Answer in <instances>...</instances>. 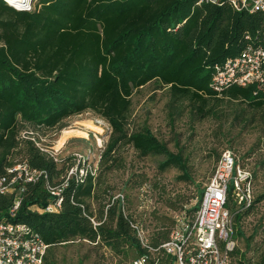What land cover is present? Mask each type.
Wrapping results in <instances>:
<instances>
[{"label":"trees","instance_id":"16d2710c","mask_svg":"<svg viewBox=\"0 0 264 264\" xmlns=\"http://www.w3.org/2000/svg\"><path fill=\"white\" fill-rule=\"evenodd\" d=\"M198 1L39 0L32 11L20 12L0 0V179L15 164L47 175L35 183L16 180L13 188L23 190L13 218L9 210L14 197L0 195V221L26 224L38 233L50 246L44 264H53L49 257L54 247L74 242L100 245L122 258L130 250L137 257L150 254L130 226L135 220L127 202L124 215L104 180L106 173L122 169L118 157L124 148L141 159L162 158L159 172L174 169L180 181L193 184L186 158L170 152L147 127L129 129L135 92L155 83L167 90L170 108L188 102L202 117L212 113L205 109L207 102L220 98L264 111V92L256 85L231 86L220 94L211 88L214 67L260 39L264 15L236 12L227 0L217 5ZM86 112L110 127L105 149L92 168L69 156L55 160L37 146L66 128V120ZM76 164L86 170L82 183H77L76 173L68 177ZM45 181L62 188L58 214L32 210L55 200ZM146 181L144 175L131 177L136 187ZM231 191L225 208L233 215L235 236L249 249L258 232L246 236L244 222L264 195L240 210ZM202 195L198 187L189 215L198 209ZM178 203L166 206L181 211L184 206ZM91 219L99 225L93 226ZM151 219L155 226L147 241L155 250L168 241L174 220L155 212ZM230 264H264V251L254 259L236 248Z\"/></svg>","mask_w":264,"mask_h":264},{"label":"rangeland","instance_id":"374dc122","mask_svg":"<svg viewBox=\"0 0 264 264\" xmlns=\"http://www.w3.org/2000/svg\"><path fill=\"white\" fill-rule=\"evenodd\" d=\"M38 2L33 0L29 11ZM131 100L129 129L147 127L170 152L181 154L186 158L193 180V184L180 181V174L174 169L159 172L157 166L162 158L141 159L131 148L122 150L118 157L122 169L106 173L104 180L111 190L110 195L121 193L127 198L128 212L143 227L146 237L155 226L151 219L154 212L171 219L179 212L169 210L167 202L179 201L178 204L187 209L195 205L197 188H204L224 150H230L240 162L249 164L253 171L254 199L264 195V111L251 110L241 102L220 98L207 102L205 109L212 113L202 117L188 102L170 108L167 90L155 83L135 92ZM94 126L99 130H94ZM109 134L110 127L104 120L86 112L66 120V128L43 138L40 147L49 154L60 148L54 153L57 159L83 157L87 167L92 168L104 151ZM135 174L144 175L146 183L136 187L131 182ZM261 227H264V200L244 222L246 236L258 232L249 249L244 240L235 236L238 251L246 252L248 258L256 259L264 251ZM50 253L49 260L53 264H129L137 257L134 250L122 258L105 247L86 242L56 246Z\"/></svg>","mask_w":264,"mask_h":264},{"label":"built area","instance_id":"2783aa9c","mask_svg":"<svg viewBox=\"0 0 264 264\" xmlns=\"http://www.w3.org/2000/svg\"><path fill=\"white\" fill-rule=\"evenodd\" d=\"M220 1L199 0L197 4L217 5ZM227 2L236 12L264 15V0ZM251 85L258 86L264 92V32L256 43L246 46L238 56L227 58L222 64L214 67L211 88L219 94L227 87ZM40 144L37 146L45 152ZM59 150L60 148L56 149L54 153ZM45 153L59 160L54 153ZM74 160L83 164L82 166L87 161L80 156ZM78 165L69 170L68 177L76 173L77 183H82L86 170L78 168ZM7 174L8 177L0 179V195L14 197L12 208L9 210V215L13 218L20 206L19 194L23 190L16 191L13 188L16 180L23 184L35 183L41 177L46 180L47 175L46 172L32 170L27 164H15L7 170ZM65 186L67 182L63 184V187ZM45 187L55 200L43 209L34 207L32 210L39 214H58L62 205V188H51L47 181ZM230 187L236 207L240 210L249 208L254 200L253 171L249 164L240 162L230 150H224L203 188L198 209L192 216L187 213L189 209L186 207L176 213L172 218L174 226L169 239L159 248H149L143 227L136 221L130 222L140 244L148 248L150 254L136 257L129 264H230V254L237 248L233 215L225 208ZM125 200L121 193L112 199L118 202L124 215ZM91 222L93 226L99 225L93 219ZM49 247L28 225L9 220L0 221V264H44Z\"/></svg>","mask_w":264,"mask_h":264},{"label":"bare ground","instance_id":"6f19581e","mask_svg":"<svg viewBox=\"0 0 264 264\" xmlns=\"http://www.w3.org/2000/svg\"><path fill=\"white\" fill-rule=\"evenodd\" d=\"M5 1L8 4H10L12 7H15V8L19 9V10H22L26 6H29L33 0H5ZM93 129L94 130H99V128H97L96 126H94Z\"/></svg>","mask_w":264,"mask_h":264},{"label":"water","instance_id":"95a60500","mask_svg":"<svg viewBox=\"0 0 264 264\" xmlns=\"http://www.w3.org/2000/svg\"><path fill=\"white\" fill-rule=\"evenodd\" d=\"M4 2L6 3V1L4 0ZM9 7H11V8H13V9H15L16 11H20V12H29V9H28V6H26L24 9H22V10H19V9H17V8H14V7H12L10 4H8V3H6Z\"/></svg>","mask_w":264,"mask_h":264}]
</instances>
